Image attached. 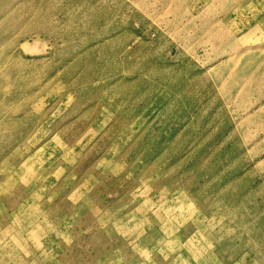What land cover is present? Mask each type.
Wrapping results in <instances>:
<instances>
[{"label": "rangeland", "instance_id": "rangeland-1", "mask_svg": "<svg viewBox=\"0 0 264 264\" xmlns=\"http://www.w3.org/2000/svg\"><path fill=\"white\" fill-rule=\"evenodd\" d=\"M0 264H264V0H0Z\"/></svg>", "mask_w": 264, "mask_h": 264}]
</instances>
